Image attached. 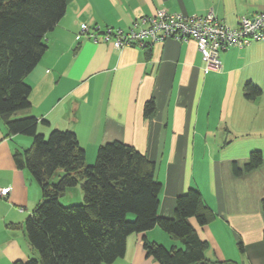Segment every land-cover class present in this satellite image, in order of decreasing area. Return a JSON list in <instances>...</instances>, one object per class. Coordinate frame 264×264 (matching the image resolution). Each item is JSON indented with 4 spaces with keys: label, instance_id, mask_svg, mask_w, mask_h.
I'll use <instances>...</instances> for the list:
<instances>
[{
    "label": "crops",
    "instance_id": "1",
    "mask_svg": "<svg viewBox=\"0 0 264 264\" xmlns=\"http://www.w3.org/2000/svg\"><path fill=\"white\" fill-rule=\"evenodd\" d=\"M162 9L187 17L213 12L236 27L241 16L264 11V0H71L46 36L47 52L25 80L31 108L16 118L36 117L37 130L46 137L54 129L74 131L88 164L106 143L136 148L157 164L161 217L172 218L177 198L190 189L198 190L213 211L205 226L190 219L208 244L206 260L264 264V158L251 172L233 173V165L243 169L252 152L264 157V41L224 51L222 69L214 72L206 69L192 40L155 43L150 57L139 46L77 40L82 24L101 32L128 31L136 20ZM248 82L262 89L257 100L245 98ZM151 100L155 112L146 116ZM31 145V137L9 134L0 120V189L11 190L0 197V264L38 257L25 222L42 201V191L14 159ZM144 239L183 247L156 226L129 236L124 257L112 264H160L147 256Z\"/></svg>",
    "mask_w": 264,
    "mask_h": 264
},
{
    "label": "trees",
    "instance_id": "2",
    "mask_svg": "<svg viewBox=\"0 0 264 264\" xmlns=\"http://www.w3.org/2000/svg\"><path fill=\"white\" fill-rule=\"evenodd\" d=\"M70 2L0 0V120L9 134L32 138L31 147L16 152L14 159L17 167L28 170L37 181L43 198L25 222L28 241L38 257L15 264H112L124 257L129 236L156 226L183 247L167 248L144 239L148 257L160 264H211L205 259L208 244L190 222L195 218L205 226L214 217L198 190L190 189L177 198L172 218L161 217L163 186L157 179V164L136 148L109 142L98 149L95 163L88 164L74 131L54 129L46 137L37 130L36 117L16 118L31 108V87L25 80L47 52L46 36L66 15ZM151 46L144 47L149 57ZM262 94L258 85L246 83L247 100H257ZM154 112L151 100L145 115ZM263 158L261 151L252 152L243 169L233 165L234 175L257 169ZM78 185L84 203L63 205L60 198Z\"/></svg>",
    "mask_w": 264,
    "mask_h": 264
},
{
    "label": "built area",
    "instance_id": "3",
    "mask_svg": "<svg viewBox=\"0 0 264 264\" xmlns=\"http://www.w3.org/2000/svg\"><path fill=\"white\" fill-rule=\"evenodd\" d=\"M88 38L95 43L104 42L116 48L146 47L163 43L167 39L197 43L208 71L222 69L221 54L231 48H244L254 41L264 40V11L253 17L241 16L236 27L226 25L213 12L204 16L187 17L159 10L154 16L136 20L128 31L121 29L91 30L82 24L77 40ZM10 189H0V197H7Z\"/></svg>",
    "mask_w": 264,
    "mask_h": 264
},
{
    "label": "rangeland",
    "instance_id": "4",
    "mask_svg": "<svg viewBox=\"0 0 264 264\" xmlns=\"http://www.w3.org/2000/svg\"><path fill=\"white\" fill-rule=\"evenodd\" d=\"M21 113L20 114L18 113L16 115V117L18 116H21ZM49 136V135H48ZM47 136V137H48ZM93 164V163H92ZM62 174V173H61ZM68 191H71V192H67L64 196H62L60 198V202L63 204V205H66V206H70V205H80V204H83L84 203V199L82 198L83 194H82V188H81V185H78L76 187H73V188H70ZM81 196V199H78V197ZM130 219H133L134 216L131 214L129 216Z\"/></svg>",
    "mask_w": 264,
    "mask_h": 264
},
{
    "label": "water",
    "instance_id": "5",
    "mask_svg": "<svg viewBox=\"0 0 264 264\" xmlns=\"http://www.w3.org/2000/svg\"><path fill=\"white\" fill-rule=\"evenodd\" d=\"M201 264H204V263H201Z\"/></svg>",
    "mask_w": 264,
    "mask_h": 264
}]
</instances>
